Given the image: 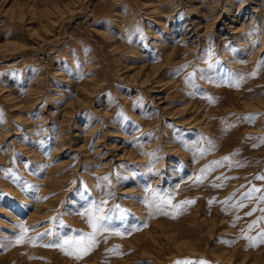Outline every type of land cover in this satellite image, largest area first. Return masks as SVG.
I'll use <instances>...</instances> for the list:
<instances>
[{"label": "rangeland", "instance_id": "1", "mask_svg": "<svg viewBox=\"0 0 264 264\" xmlns=\"http://www.w3.org/2000/svg\"><path fill=\"white\" fill-rule=\"evenodd\" d=\"M262 60L264 0H0V264H264Z\"/></svg>", "mask_w": 264, "mask_h": 264}, {"label": "snow or ice", "instance_id": "2", "mask_svg": "<svg viewBox=\"0 0 264 264\" xmlns=\"http://www.w3.org/2000/svg\"><path fill=\"white\" fill-rule=\"evenodd\" d=\"M211 55V53H209ZM215 66L210 64V69L214 68ZM260 70H264V60L261 61ZM257 73H253L252 75L255 76ZM202 78H209L206 73L202 72ZM222 78H227L229 82V86L233 87H241L242 84L245 81V78L242 76H239L237 74H230V73H224L222 75ZM245 119H248L250 122L254 121L256 119V116L254 114H250L249 116L245 117ZM261 142H264V138H261ZM257 145H253V147H256ZM225 160H229V157H225ZM216 166H220V162H214ZM212 170V166H208L201 170V175L194 178L195 183H202L203 179L206 177V174ZM104 180H107V177L102 178ZM259 179H264V177H259ZM38 190V186H37ZM148 191L154 193V202L158 201L159 203L156 205L159 207L160 205H167L171 204V197L169 196L167 199H165L163 196H160L155 193V190L149 188ZM253 191H259L258 189H253ZM0 195H3L0 193ZM252 193H246V197H251ZM261 200H264V195L260 197ZM147 203V201H145ZM107 203V201L101 200V201H92L90 202V206L86 207L85 211L80 213L82 216H87L88 223L90 227L92 228L91 232L88 233H82L80 235H67V234H59L57 233L53 240L49 241V243L44 244V247H55L59 248L62 252H64L67 255L74 256L76 259H82L85 255H88L91 251H93L97 246L99 241L97 240V237L101 234L108 232L112 235L116 236H123L125 234H131V231L139 230V227L136 226H125L123 229L120 227H113L110 225V221L112 220L113 215H115L117 218L121 220V222H124V218L127 215L126 212H121L119 209V206H116L113 209H109L107 212L105 211L104 205ZM183 203H193L192 201H185ZM151 207L152 204H149ZM241 207H243V203L241 202ZM177 207H180V205H177ZM251 214V213H249ZM55 219V218H53ZM146 226V225H145ZM17 227L20 229L19 234L16 236V239L14 241L15 244H21L25 242V239H28L33 245L36 244L37 241H43L48 238V236L52 235V232L46 231L44 233L39 234L37 237H28V227L25 224H19ZM248 239H251V237H246ZM107 240V237H105V241ZM260 242L264 243V231L260 233ZM3 245H0V248H2ZM111 252H117V248L110 249ZM198 264H206V262H198Z\"/></svg>", "mask_w": 264, "mask_h": 264}, {"label": "bare ground", "instance_id": "3", "mask_svg": "<svg viewBox=\"0 0 264 264\" xmlns=\"http://www.w3.org/2000/svg\"><path fill=\"white\" fill-rule=\"evenodd\" d=\"M155 7H156V6H155ZM254 11H256V12H257V11H258V8H256V10H254ZM253 14H254V13H253ZM252 17H253V16H252Z\"/></svg>", "mask_w": 264, "mask_h": 264}]
</instances>
